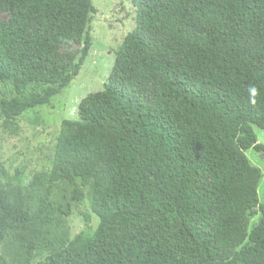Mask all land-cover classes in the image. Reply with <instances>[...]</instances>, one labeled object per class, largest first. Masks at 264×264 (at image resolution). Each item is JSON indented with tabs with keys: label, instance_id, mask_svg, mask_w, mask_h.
I'll use <instances>...</instances> for the list:
<instances>
[{
	"label": "trees",
	"instance_id": "trees-1",
	"mask_svg": "<svg viewBox=\"0 0 264 264\" xmlns=\"http://www.w3.org/2000/svg\"><path fill=\"white\" fill-rule=\"evenodd\" d=\"M131 3L135 28L103 90L61 122L49 171L28 187L0 183V245L16 235L28 260L54 186L68 183L77 205L90 185L98 225L91 233L84 213L86 228L42 264H264L262 175L245 156L264 161L253 131L264 129V0ZM0 12V121L11 122L78 75L96 11L92 0H0ZM82 36L64 62L60 50ZM124 114L138 126H119Z\"/></svg>",
	"mask_w": 264,
	"mask_h": 264
},
{
	"label": "rangeland",
	"instance_id": "rangeland-1",
	"mask_svg": "<svg viewBox=\"0 0 264 264\" xmlns=\"http://www.w3.org/2000/svg\"><path fill=\"white\" fill-rule=\"evenodd\" d=\"M131 2L132 0H92L96 12L89 25L91 47L78 75L66 89L51 99L50 105L28 110L11 122L0 121V183L8 187H28L33 176L49 171L61 122L78 120L80 101L89 94L103 90V84L107 82L114 63L115 51L126 34L135 28V10ZM8 17V13L0 12V22L6 21ZM83 41L84 36L77 38L70 48L61 49L60 58L64 62L75 61ZM1 90L7 99L13 97L11 88L1 87ZM119 120H125L118 125H125L127 129L138 126L132 115L124 114ZM253 131L258 143L264 145V129L253 127ZM245 156L261 172L257 192L259 204H262L264 161L252 149L247 150ZM89 187L90 185L82 187L83 203L77 205L72 199L73 186L68 183L56 184L50 197L54 211L43 234L37 238L32 256L26 259L24 240L14 234L8 235L0 245V254L7 264H42L48 255L63 249L86 228L84 213L89 214L88 229L93 233L98 219L89 210ZM258 217L252 218L250 225L255 224Z\"/></svg>",
	"mask_w": 264,
	"mask_h": 264
},
{
	"label": "clouds",
	"instance_id": "clouds-1",
	"mask_svg": "<svg viewBox=\"0 0 264 264\" xmlns=\"http://www.w3.org/2000/svg\"><path fill=\"white\" fill-rule=\"evenodd\" d=\"M252 91H254V89Z\"/></svg>",
	"mask_w": 264,
	"mask_h": 264
}]
</instances>
